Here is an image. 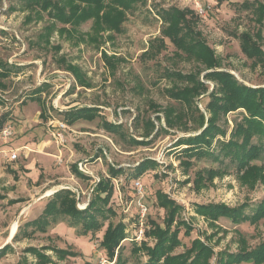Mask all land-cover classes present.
Segmentation results:
<instances>
[{
  "label": "rangeland",
  "instance_id": "rangeland-1",
  "mask_svg": "<svg viewBox=\"0 0 264 264\" xmlns=\"http://www.w3.org/2000/svg\"><path fill=\"white\" fill-rule=\"evenodd\" d=\"M142 1L144 5L129 12L122 33L112 34L114 38L99 47L83 41L87 39L83 34L91 32L92 21L81 25L72 38L62 30L71 26L51 19L48 12L38 20L37 10L25 9L24 1L0 0V73H9L7 78L0 76V84L4 85H0V126L5 122L0 130V193L8 196L0 201V249L11 246L0 264H146L149 256L144 249L132 251L135 247L156 245L157 237L147 235L153 230L152 222L161 229L167 225L166 210L157 201L158 192L174 207L170 234L181 231L180 244L170 255L187 253L191 242L198 239L212 252L206 263L217 264L225 254L243 248L251 252L264 245V217L255 223H244V216L253 215L264 201V157L251 164L260 167L259 171L207 181L197 178V173L217 168L218 163L204 157L189 159L182 153L186 144L177 145L182 137L199 134L207 127L211 117L207 111L209 95L220 86L204 77L206 72L199 62L177 56L168 39L167 48L156 58L142 56L151 42L161 37L164 24L160 10L191 8L201 18L199 28L220 59L221 71L231 72L248 86L264 87V24L257 22L252 10L239 6L264 0ZM31 16L35 18L27 22ZM48 26L52 32L47 40ZM243 33L258 45L253 48L254 59L241 51L239 38ZM102 52L123 58L115 74L104 65ZM68 64L80 68L85 83L77 80ZM167 70L184 77L200 73V82L208 90L193 91L196 84L171 79L165 75ZM190 90L189 97L174 95ZM218 98L223 99V95ZM220 101L223 103L226 98ZM151 103L159 107L158 111ZM76 107H95L99 112L92 121L66 124L63 112ZM167 108L175 110L173 129L166 122ZM43 109L47 120L41 116ZM226 111L221 110L216 119L224 134L218 133L213 139L209 136L217 152L220 141L232 138L235 119L240 121L241 113L248 115L244 109ZM105 123L121 128L109 132ZM5 127L12 131L7 140L2 135ZM132 139L147 144L136 145ZM13 153L18 158L10 161ZM147 162V169L139 178L145 186L141 201L135 191L138 179H133L132 173L136 166ZM31 164L37 176L30 174L34 171ZM74 164L89 178L73 175ZM109 167L123 172L112 179L114 195L109 206L116 215L104 216L107 220L101 231L79 235V227L60 217L51 221L46 232L30 235L34 228L25 224L39 219L51 191L72 190L79 200V209H85L94 196L95 181L110 177ZM14 173L18 179H14ZM35 178H39L37 182H33ZM10 199L21 202L11 205ZM141 203L149 209L144 227L138 221ZM210 206L235 212L243 208L246 212L240 220L233 216L214 217L205 213ZM102 209L107 210L105 206ZM120 221L127 237L119 244L122 261H117V257L111 261L100 243L109 224L116 226ZM190 230L191 236H185ZM55 248L70 249L81 256L61 259ZM193 258L189 255L188 263Z\"/></svg>",
  "mask_w": 264,
  "mask_h": 264
},
{
  "label": "trees",
  "instance_id": "trees-1",
  "mask_svg": "<svg viewBox=\"0 0 264 264\" xmlns=\"http://www.w3.org/2000/svg\"><path fill=\"white\" fill-rule=\"evenodd\" d=\"M25 4V9L37 10L35 17L42 20L43 13L48 12L51 19L56 22H61L64 26H71L70 29L62 27V30L68 32V35L74 38L78 33L81 25L92 21L91 32L83 34L87 35V39L83 41L101 46L107 40H112V34L122 33L123 25L131 12L136 6L144 5L142 0H22ZM239 5V4H238ZM240 8L249 9L253 11L258 23L264 24V3H244L239 5ZM159 15L163 21L161 30V37L156 38L151 42L149 49L143 53L144 58H156L162 50L167 48L166 39H168L176 48V55H184L188 59H194L199 62L206 72L205 78L218 83L220 87L211 92L210 102L207 105V111L210 112L211 117L208 119L207 127L199 134H189L187 137H182L180 143L177 145L186 144L182 153L189 159L192 158H211L213 162L218 163L217 168H205L202 172L197 173V178L202 180L211 181L214 177H221L233 173L259 171L261 168L253 166V162L262 160L264 157V87L254 88L241 83L231 72L221 71V61L215 55L214 50L208 45L205 36L199 28L201 18L199 14L191 8L179 10L178 8L171 7L168 10H160ZM35 17H28L27 22H31ZM33 18V19H32ZM57 23V24H58ZM48 36L51 34V26L45 28ZM74 32V33H73ZM45 40V38L41 35ZM241 51L248 57L253 58L256 56L253 48L257 47L256 43L251 41L250 35L243 33L240 35ZM180 54V55H178ZM102 59L106 68L115 74L118 65L124 61L123 58L116 55H108L102 52ZM0 62V66H1ZM67 68L72 70L73 75L76 76L80 83H85L81 74L80 68L77 66L67 65ZM223 70V69H222ZM3 72V71H2ZM7 72V71H6ZM171 79L185 80L189 83H194L195 88L193 91H201L206 89L204 83L200 82L198 74H190L184 77L175 71L167 70L165 73ZM2 78H7L9 73H0ZM4 87V85L0 84ZM38 89L37 92H40ZM169 91V90H168ZM167 91V92H168ZM192 91L177 92L175 96H191ZM191 93V94H190ZM223 95V99H219V95ZM173 96V93H170ZM227 96V97H226ZM173 98V97H172ZM183 98V97H182ZM221 102L220 100H224ZM153 109L158 106L151 103ZM197 108V107H196ZM235 111L237 109H244L248 115H244L240 121L235 119V129L232 138L229 141H220L219 150H213L212 139L218 133L224 134L217 124L222 111L226 110ZM226 111V112H227ZM99 112L95 107H76L74 109L63 112L64 122L69 125H74L80 120L92 121L94 114ZM165 118L168 126L173 129L175 127L174 116L175 110L167 108L165 111ZM41 116L47 120L46 111L43 109ZM178 116V115H177ZM160 117H157L159 120ZM6 117H4V121ZM5 123V122H4ZM4 123H1L0 130ZM105 125H108L105 123ZM121 128L115 124L108 125L109 132H114ZM212 136V139L209 138ZM133 144L146 145L147 141L134 140ZM190 162V161H188ZM146 165L139 164L136 166L132 173L133 179H139L144 175L147 169ZM72 174L78 178L88 179L82 171L79 170L77 164L71 166ZM233 170V171H231ZM122 169H115L109 167L110 177L108 179L101 178L100 182L95 186L93 192L94 196L90 199L85 209H79V200L76 198L75 193L70 189H61L54 193L49 199L42 215L39 219L27 222L26 227H33L32 234L36 232H46L51 221H57L60 217L67 218L71 222V226L79 227L78 234L86 236L88 233H97L102 230L105 221L107 220L106 214L116 215V212L110 207V202L114 195V184L112 179L122 174ZM161 192L157 193V201L161 208L166 210L167 225L165 229H161L159 225L152 222V229L147 233L148 236L157 237V243L154 247L150 248L145 246L142 249L135 247L133 253H138L140 250H145L149 256L146 264H207L210 254L212 253L206 245L201 243L198 239L191 242V247L187 253L172 256L170 255L176 247L180 244L178 236L181 231L176 230L170 234L171 225L174 222V207L171 202L165 199ZM5 199L0 195V200ZM21 200H10L11 205L20 203ZM106 207L104 211L103 206ZM109 206V207H108ZM206 214L217 217L233 216L240 220L242 218L243 208L235 212L231 209H223L219 207H206ZM256 210V211H255ZM253 215H243L245 218L244 223H255L264 217V201L256 208ZM105 216V217H104ZM148 219V218H147ZM146 233V232H144ZM191 230L184 233L185 236H191ZM17 237V236H16ZM125 225L120 221L116 226L109 224L108 230L100 243V246L106 251L109 260L122 261L119 256L121 246L120 242L124 241ZM11 250L10 245H6L0 249V259ZM34 249H30L32 251ZM56 253L61 259L68 257H80L81 254L70 249L55 248ZM194 256L193 260L188 263V256ZM165 257V258H164ZM164 258V260H163ZM49 262V260H48ZM253 262L254 264L264 263V245L258 249L247 251L245 248L237 253L225 254L217 264H247ZM22 264V263H18Z\"/></svg>",
  "mask_w": 264,
  "mask_h": 264
},
{
  "label": "built area",
  "instance_id": "built-area-1",
  "mask_svg": "<svg viewBox=\"0 0 264 264\" xmlns=\"http://www.w3.org/2000/svg\"><path fill=\"white\" fill-rule=\"evenodd\" d=\"M62 126L66 127V124H63ZM2 135H3L4 139L7 140L12 135V131L10 130V128L5 127L2 130ZM17 158H18L17 153H13L10 156V161H15V160H17ZM135 191H136L138 197H142L141 198V201H142V199L144 197V193H145V186H143L141 179H138L135 181ZM148 210H149L148 207L145 206L143 203H141L138 221L142 227H144L146 224L147 217H148ZM141 234H143V231H141Z\"/></svg>",
  "mask_w": 264,
  "mask_h": 264
},
{
  "label": "crops",
  "instance_id": "crops-1",
  "mask_svg": "<svg viewBox=\"0 0 264 264\" xmlns=\"http://www.w3.org/2000/svg\"><path fill=\"white\" fill-rule=\"evenodd\" d=\"M52 156H55V155H52ZM50 160H51V159H50ZM31 165H32V166H31L30 168L34 170V165H33V164H31ZM36 172H37V171H35V170H34V171H31L30 174H33V173H34V174L37 176ZM84 174H85V173H84ZM41 177H42V173L40 172V176H39V178H41ZM16 178L18 179V176L14 173V179H16ZM39 178H35L33 182H37V180H38ZM95 182H97V184H98V183L100 182V179H99V180H96ZM95 186H96V185H95ZM60 190H61V189H60ZM57 191H59V190L56 189V190H54V191H51V195H48V193H47V195L51 197V196H52L54 193H56ZM0 195H2V196L5 197V199H3V200L8 199V196H7V195H3V194H1V193H0ZM3 200H0V201H3ZM10 200H16V199H10ZM10 200H9V201H10ZM19 200H20V199H19ZM48 201H49V200H48ZM89 201H90V200H89ZM88 203H89V202H88ZM17 204H18V203H17ZM86 206H87V205H86Z\"/></svg>",
  "mask_w": 264,
  "mask_h": 264
}]
</instances>
